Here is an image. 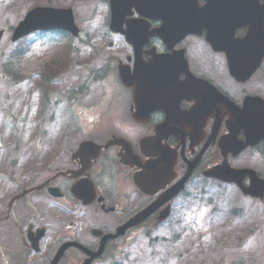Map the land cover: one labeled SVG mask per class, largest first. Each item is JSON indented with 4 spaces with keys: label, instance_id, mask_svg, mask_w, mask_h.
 <instances>
[{
    "label": "flooded vegetation",
    "instance_id": "flooded-vegetation-1",
    "mask_svg": "<svg viewBox=\"0 0 264 264\" xmlns=\"http://www.w3.org/2000/svg\"><path fill=\"white\" fill-rule=\"evenodd\" d=\"M159 24L158 20L151 22L154 27ZM204 33L200 36L188 35L175 45V49H183L189 70L204 80V84L198 82L193 87L184 82L187 71L182 63L177 67L172 64L162 69L155 66L156 74L163 77L154 79L149 87L148 102L143 103L149 112L148 121L138 122L132 118L135 111L132 87L122 85L116 77L122 89L117 99L121 100L123 107L118 110L120 120L113 126L114 130L112 123L106 124L94 116L86 131L74 127L59 140L53 141L52 145L39 139L30 166H26L25 159L13 152V157L3 167L5 170L8 168V172L2 170L0 174V264H49L65 242H80L96 250L102 236L115 233L119 226L155 202L158 203L157 207L147 217L128 227L122 235L108 237L98 258L105 256L112 246L127 243L128 239L143 235L145 229L158 228L170 220L176 200L189 196L192 177L221 161L217 139L226 131L225 120L229 110L219 93L239 105L247 95L262 96L248 87L251 78L238 82L229 74L225 54L213 50ZM243 33L245 27L237 30V34ZM128 47L132 57L133 50L131 46ZM171 50L154 36L143 45L142 56L148 60L152 53ZM130 56L126 60L131 59L129 62H132ZM101 74L97 77L100 80L108 75L106 67ZM167 74L172 77H167ZM197 95L207 115L202 128L204 132H199V124H187L177 119L193 105V98ZM154 99L157 104L155 109ZM43 107L44 104L42 111ZM167 111L169 117L174 118L171 127L161 130L159 143L152 151L143 149L140 140L156 136L155 128L165 120ZM125 115L134 125H121ZM218 116H222L217 126L218 133L207 144L192 175L183 183L179 193L167 198L165 194L168 189L185 174L187 161L197 157L206 144L215 124L214 117ZM239 131V137L243 138V132ZM113 136L123 138L130 144L141 166L122 164L118 157V145L98 148ZM85 139L90 141L88 146L80 151V155H76L80 142ZM162 146L174 152V160L172 154L165 155L167 163L173 162V168L168 174L162 173L155 164L153 172L157 176L156 181L147 191H142L133 175L143 173L144 164L155 159L154 153L160 152ZM262 146L259 143L244 150L256 151ZM233 158L229 156V159ZM139 180L144 183L143 176ZM77 183L79 186L75 193L73 186ZM84 199L89 200L88 203ZM163 214H166L165 219L159 220ZM92 229H100L102 233L97 236ZM81 255L76 247L69 246L57 264L64 261L78 264L85 256Z\"/></svg>",
    "mask_w": 264,
    "mask_h": 264
},
{
    "label": "rangeland",
    "instance_id": "rangeland-1",
    "mask_svg": "<svg viewBox=\"0 0 264 264\" xmlns=\"http://www.w3.org/2000/svg\"><path fill=\"white\" fill-rule=\"evenodd\" d=\"M107 1L50 0V4L70 6L80 30L79 36L70 42L56 43L48 37H37L36 32L20 41L10 39L13 27L32 7L28 6L46 4L45 0H0V29H5L0 39V174L2 170L8 172V168L3 167L14 151L16 156L25 159L26 166H30L39 139L52 145L76 126L86 131L91 122L89 117L99 116L103 109L99 101L102 92H107L112 83L119 90L112 73L104 80L90 81L89 90L79 103L58 94L77 87L96 65L113 66L116 60L126 62V57L132 54L121 35L109 32ZM67 45L71 47L67 49ZM21 47L24 53L16 62L12 54ZM56 61L61 63L55 65ZM52 70L58 73V78L51 80ZM3 73L17 74L18 79H2ZM251 79L248 87L264 97V64ZM48 88L49 95L54 92L58 102L53 106L48 96H43L45 113L41 110L40 94ZM112 95H116L115 92ZM92 100L95 105H91ZM79 109H86L85 114L79 113ZM40 111L45 114L41 115ZM105 117L112 121L117 118L111 111L106 112ZM123 124L132 126L134 122L125 115L121 119ZM231 163L235 167L253 168L264 178V156L257 151L246 150ZM202 183L199 178L192 180L191 197ZM204 185L208 187L207 193L214 197L211 203L207 200L192 203L189 199L187 210L182 212L179 206L183 200H177L171 221L154 229L156 241H149L145 234L128 239L127 243L112 246L115 248L109 249L104 258L93 264H264V197L261 200L241 197L230 184L208 181ZM211 207L215 210H209ZM233 208L240 210L241 216L237 219L231 213ZM238 228L242 229L240 233L234 231ZM228 229L233 231L232 241L227 238ZM224 236V244H213L214 238L218 241Z\"/></svg>",
    "mask_w": 264,
    "mask_h": 264
},
{
    "label": "water",
    "instance_id": "water-1",
    "mask_svg": "<svg viewBox=\"0 0 264 264\" xmlns=\"http://www.w3.org/2000/svg\"><path fill=\"white\" fill-rule=\"evenodd\" d=\"M231 2L232 4H226L222 3L221 0H206L203 6H199L197 0H110L111 28L115 31H122L136 50V47L142 46L154 34L161 36L169 46H172L179 40V37L187 33H201L202 29H209L212 44L217 47L216 49L225 50L227 53L231 74L238 80H244L250 76L264 55V3L259 4L258 0H231ZM224 5L236 7L235 11H229L232 15L224 16L221 14L226 12L222 9ZM132 7L144 19H126L125 14L131 12ZM148 18H160L162 20L161 26L149 30V23L145 20ZM233 20L248 25L247 35L240 39H234L233 43L217 42V30H225L227 23ZM124 22H126V29L123 30ZM218 23L220 25L217 26ZM49 29L68 30L73 35H77L78 28L74 23L72 9L50 6L32 8L14 28L11 40L15 41L35 30ZM2 33L3 30H0V37ZM175 62L178 65L181 64V61L176 60ZM130 77L131 75L121 70V78L124 81ZM231 110L234 118V124L231 127L232 133L224 135L219 141V146L224 154L232 151L235 155L247 144L252 145L261 139L264 140V100L261 97H247L242 108L235 107ZM135 118L142 119V115L135 116ZM239 126L245 127L246 141L236 140L233 137ZM189 171L190 168L187 174ZM206 174L225 181H235L246 194L260 197L263 195L264 180L260 179L251 169H233L224 162L222 165L209 169ZM245 175H249L251 180L247 187L241 185ZM147 177L151 180L155 179L153 173ZM173 190L169 196L177 192L178 187ZM153 209L154 206H151L141 211L114 235L110 236H117L122 233L124 228L137 223ZM106 237L108 236L103 237V240ZM72 244L85 251L87 255L91 254L83 264H89L92 258L100 253L102 245L101 243L95 253H90L82 245ZM67 246L69 245L64 244L60 247L51 264H55Z\"/></svg>",
    "mask_w": 264,
    "mask_h": 264
},
{
    "label": "trees",
    "instance_id": "trees-1",
    "mask_svg": "<svg viewBox=\"0 0 264 264\" xmlns=\"http://www.w3.org/2000/svg\"><path fill=\"white\" fill-rule=\"evenodd\" d=\"M50 2V0H45V3L46 4H50L49 3ZM33 4L34 3H32V4H30L28 7H31V6H33ZM54 4L56 5V4H58L57 2H54ZM54 35L55 36H57L59 39H65V38H67L69 35L67 34V33H65V32H60V31H58V32H56V33H54ZM24 53V50H23V48L21 47L20 49H19V51L18 52H15V53H13L12 54V57H14V61H18V60H20V58L22 57V54Z\"/></svg>",
    "mask_w": 264,
    "mask_h": 264
},
{
    "label": "bare ground",
    "instance_id": "bare-ground-1",
    "mask_svg": "<svg viewBox=\"0 0 264 264\" xmlns=\"http://www.w3.org/2000/svg\"><path fill=\"white\" fill-rule=\"evenodd\" d=\"M2 126V125H1Z\"/></svg>",
    "mask_w": 264,
    "mask_h": 264
}]
</instances>
